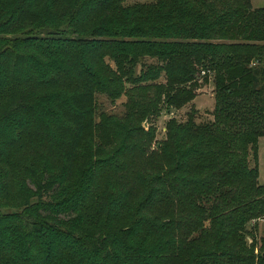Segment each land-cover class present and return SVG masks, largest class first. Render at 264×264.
<instances>
[{"label":"trees","instance_id":"trees-1","mask_svg":"<svg viewBox=\"0 0 264 264\" xmlns=\"http://www.w3.org/2000/svg\"><path fill=\"white\" fill-rule=\"evenodd\" d=\"M7 1L0 35L10 32L8 21L39 28L31 36L0 38L2 131L30 107L15 91L31 83L30 48L65 55L105 43L115 73L135 88L164 76L166 103L176 110L198 97L201 73H213L216 104L212 121L197 124L190 115L186 123L171 122L159 152L149 151L151 136L144 135L139 165L145 167L137 174L138 165L119 152L102 158L113 132L98 125L91 89L57 102L62 122L52 130V148L58 157L70 162L101 130L99 158L86 166L118 175L103 207L96 202L97 171H85L70 189L57 170L26 161L20 142L7 133L0 142V264H264V253L257 257L245 241L259 226L250 230L252 221L264 219L257 152L264 137V8L251 0ZM79 27L86 29L82 35ZM67 33L73 39H63ZM147 57L158 63L136 76ZM33 74L43 87L41 70ZM251 150L254 167L247 162ZM20 180L14 198L9 187Z\"/></svg>","mask_w":264,"mask_h":264},{"label":"rangeland","instance_id":"rangeland-1","mask_svg":"<svg viewBox=\"0 0 264 264\" xmlns=\"http://www.w3.org/2000/svg\"><path fill=\"white\" fill-rule=\"evenodd\" d=\"M1 1L3 2L0 4V9L5 8V5H9L7 0ZM155 1L127 0L125 5L131 6L136 3H152ZM251 1L254 8H264V0ZM4 21H6V18H4ZM4 27H11L10 32L13 33H2L0 38L4 39L17 37L20 32L31 36V33L34 35L33 31L39 28L14 26L9 21ZM89 29H92V27H89L88 31ZM78 30V34L82 35L86 29L79 27ZM72 35L74 34L67 33L63 39H73ZM76 38L74 36V39ZM89 39L94 41L93 38ZM27 51L33 52L31 62L34 64H31V68H29L31 83L28 86H26L27 84L18 86L15 91L19 94L18 98L21 96L31 102L30 107L32 109L27 108L25 113L23 112L19 115V118H15L16 122L9 123L8 120V125L5 126L3 131L0 130V136L2 135L0 142H4L7 133H9L8 136L13 133L11 136L20 142L19 145L24 150L23 156L26 161L36 159L40 161L41 165H46L49 171L51 169L50 173H55V170H57L60 179H63V182L70 189L78 187L82 180V174L91 169L86 166V163L99 158L97 155L95 156V153L99 142V132L101 131L99 129L93 137L88 138L85 141L84 149H81L70 162L57 156L54 148H52L54 142L52 130L62 122V119L56 116L55 106L57 102L66 104L70 94L74 91L91 89L95 93L97 101L96 121L98 125H109L111 127L114 144L107 148L106 155L102 158H107L119 152L126 157V160L138 165L135 171L137 174L145 167V165H139L142 164L141 147L145 142L144 135L147 138L151 136V141L149 140L148 144L149 151L159 152L167 141V128L171 122L176 124L186 123L190 115L195 116L197 124L213 120L216 104L213 73L197 78L198 97L184 108L176 110L166 103L164 76L156 82L145 84L139 89L135 88L115 73L116 67L109 55L110 48L105 43H98L92 49L88 47L79 49L77 52L65 53V55L60 53L50 55L31 48ZM157 63L156 59L145 58L137 66L136 76L140 75L142 69L145 70ZM36 69L41 70L43 75V82H45L43 87H38L36 75L33 74L37 71ZM84 70H86L85 74ZM132 126L136 129H142L144 131V133L142 132L143 136L140 133H131ZM40 142L45 144V148L39 147ZM125 144H129L127 150L124 149ZM22 150L19 153L22 154ZM257 152L258 181L261 185H264V137L259 139ZM34 155L40 157V160L33 158ZM247 162L249 166H255L254 151L249 152ZM95 171H97L95 176H97L99 182V189L97 188V191H99L98 200L96 202L103 207L109 203L110 192L116 189L114 183L117 182L115 177L118 175L115 176L114 173L108 171ZM24 178L28 180V186L33 188L30 173L25 174ZM19 186H22L21 180L9 187V194L14 198L21 193ZM2 196H6V194ZM90 201L91 205L94 206L93 198ZM256 223L259 226L254 231L251 228ZM249 229L253 231L254 235L246 236L245 241L248 246H255V255L261 257L264 253V219L260 218L252 221Z\"/></svg>","mask_w":264,"mask_h":264},{"label":"built area","instance_id":"built-area-1","mask_svg":"<svg viewBox=\"0 0 264 264\" xmlns=\"http://www.w3.org/2000/svg\"><path fill=\"white\" fill-rule=\"evenodd\" d=\"M201 75H202V77H204L205 75H207V72H204V71H203V72L201 73Z\"/></svg>","mask_w":264,"mask_h":264}]
</instances>
